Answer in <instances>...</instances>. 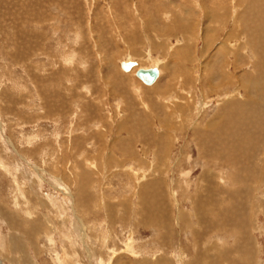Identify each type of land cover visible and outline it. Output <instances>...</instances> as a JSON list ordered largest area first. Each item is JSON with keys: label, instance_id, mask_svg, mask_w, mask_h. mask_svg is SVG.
I'll return each instance as SVG.
<instances>
[{"label": "rangeland", "instance_id": "obj_1", "mask_svg": "<svg viewBox=\"0 0 264 264\" xmlns=\"http://www.w3.org/2000/svg\"><path fill=\"white\" fill-rule=\"evenodd\" d=\"M261 78L264 0H0V264H264Z\"/></svg>", "mask_w": 264, "mask_h": 264}, {"label": "bare ground", "instance_id": "obj_2", "mask_svg": "<svg viewBox=\"0 0 264 264\" xmlns=\"http://www.w3.org/2000/svg\"><path fill=\"white\" fill-rule=\"evenodd\" d=\"M221 1V0H220ZM225 1V0H224ZM232 2V1H231ZM230 2V3H231ZM220 6V5H219ZM224 6V5H223ZM225 7V6H224ZM231 7V6H230ZM233 8H235V2L233 3V6H232ZM233 10V9H232ZM262 10V9H261ZM231 12V11H230ZM234 13V12H233ZM238 13V12H237ZM232 15V14H231ZM234 15V14H233ZM236 16H237V14H235ZM234 15V16H235ZM258 15V14H257ZM235 22V21H234ZM237 23H238V21H237ZM238 26V25H237ZM229 40V39H228ZM230 46H232V45H230ZM229 46V47H230ZM261 46V45H260ZM228 47V48H229ZM231 48H233V47H231ZM239 49V48H238ZM241 49V48H240ZM242 49H243V47H242ZM189 53V52H188ZM238 53V52H237ZM254 53V52H253ZM238 55V54H237ZM234 57V56H233ZM256 58V57H255ZM72 59V58H71ZM232 59V58H231ZM258 59V58H257ZM121 61H133L134 62V65L132 66V67H130L129 69H123L122 67H121ZM192 61V60H191ZM255 61V60H254ZM258 63V62H257ZM119 66L121 67V69L123 70V71H129V70H133V72H134V74L136 75V72H137V70H139L140 68H150V67H156L157 68V70H158V75H157V77H156V79L152 82V83H145L144 81H142L139 77V79L141 80V82H143L145 85H152V84H154V82H156L157 81V79L160 77V75H161V73H162V67L160 68L159 67V61H155V64H153V65H151V66H149V67H141V66H138V62H137V60H135V59H131V58H129V59H123V60H120L119 61ZM184 67V66H183ZM256 67V66H255ZM84 68V67H83ZM134 69H135V71H134ZM253 70H254V68H252ZM257 71V70H256ZM259 71V70H258ZM253 72V71H252ZM255 72V71H254ZM261 73V72H260ZM213 76V75H212ZM137 77V76H136ZM246 77V76H245ZM253 77H255L254 75H253ZM211 78V77H210ZM224 78V77H223ZM258 77L256 76V79H257ZM227 79V78H226ZM254 79V78H253ZM247 80V79H246ZM246 80H245V82H246ZM252 80V79H251ZM258 80V79H257ZM256 80V81H257ZM261 80H262V86L264 87V78H261ZM248 82V81H247ZM258 82V81H257ZM249 83V82H248ZM250 85V84H249ZM245 86V85H244ZM256 87V86H255ZM249 90H250V87H249ZM262 90V89H261ZM175 93V92H174ZM243 97V96H242ZM240 98V97H239ZM241 100V99H240ZM259 100V99H258ZM257 100V101H258ZM231 102V101H230ZM239 102V101H238ZM235 103V102H234ZM248 103V102H247ZM231 105H233V104H231ZM230 105V106H231ZM41 109V108H40ZM43 109V108H42ZM233 109V108H232ZM244 110V109H243ZM61 112V111H60ZM245 112V111H244ZM46 113V112H45ZM225 113V112H224ZM233 113V112H232ZM229 115V114H228ZM230 116H232V115H230ZM225 117V116H224ZM40 118V117H39ZM210 121V120H209ZM224 122V121H223ZM219 123V122H218ZM223 124V123H222ZM219 125V124H218ZM225 125V124H224ZM225 128V127H224ZM223 128V129H224ZM219 129H220V127H219ZM219 129H217L216 131H219ZM221 130V129H220ZM225 130H226V128H225ZM53 131V130H52ZM262 132V131H261ZM38 133V132H37ZM36 133V131L34 130V129H32V131L31 132H29L27 135H24V138H25V140H26V143L27 144H33L34 143V141H36L37 140V137L39 136L38 134ZM217 134V133H216ZM55 135H56V137H57V135H58V133H56L55 132ZM220 135V134H219ZM43 136V135H42ZM221 136V135H220ZM199 137V136H198ZM215 137H217V136H215ZM214 137V138H215ZM219 137V136H218ZM200 138V137H199ZM176 139V138H175ZM198 139V138H197ZM223 139V138H222ZM199 140V139H198ZM224 140V139H223ZM237 141V140H236ZM218 142V141H217ZM222 142V141H221ZM231 142V141H230ZM226 143V142H225ZM233 143V142H232ZM171 144V143H170ZM218 144V143H217ZM224 144V143H223ZM244 144V143H243ZM41 145V144H40ZM226 145V144H225ZM231 145V144H230ZM233 145V144H232ZM218 146H220L219 144H218ZM232 147V146H231ZM252 147V146H251ZM40 148V147H39ZM214 148H216V147H214ZM227 148V147H226ZM241 148V147H240ZM236 149V148H235ZM248 149V148H247ZM218 150V149H217ZM225 150V149H224ZM218 153V152H217ZM217 153H215V154H217ZM42 156V155H41ZM215 156V155H214ZM1 157V156H0ZM27 159V158H26ZM257 161V160H256ZM16 164V163H15ZM7 166V165H6ZM54 166V165H53ZM233 166V165H232ZM2 167H3V165H2ZM14 167H16V166H14ZM55 167V166H54ZM52 169V168H51ZM37 170V169H36ZM17 171V170H16ZM52 171H53V169H52ZM235 171V170H234ZM8 172H10V171H8ZM211 181V180H210ZM58 185V184H57ZM201 185V184H200ZM210 185V184H209ZM221 185V184H220ZM59 186V185H58ZM201 187V186H200ZM66 189V188H65ZM21 190V189H20ZM199 190V189H198ZM19 191V190H18ZM221 191V190H220ZM184 192V191H183ZM66 193H67V191H66ZM20 194H24L23 193V191H20ZM49 196V195H48ZM192 196V195H191ZM197 196V195H196ZM218 199H219V195H218ZM73 200V199H72ZM194 200V199H193ZM223 200V199H222ZM52 201V200H51ZM221 201V200H220ZM172 203V202H171ZM221 203V202H220ZM53 204V203H52ZM62 205V204H61ZM222 205V204H221ZM74 206V205H73ZM71 208V207H70ZM69 209V208H68ZM73 209H74V207H73ZM86 209V208H85ZM72 210V209H71ZM172 210V209H171ZM197 211V210H196ZM74 214V213H73ZM148 214V213H147ZM249 214V213H248ZM198 219V218H197ZM73 220V219H72ZM75 220V219H74ZM183 220V219H182ZM228 220V219H227ZM48 223H50V222H48ZM52 223H50V226H53V224L51 225ZM89 224V223H88ZM87 224V225H88ZM86 225V222H81V223H79L78 221H76V225H75V223H74V225H71L70 227H67V232H65V234H66V239H68L69 240V242H68V244H69V246H71V248H72V246L74 245V244H83V245H85V242H87V239H89V240H96L97 238H98V236L101 234V229H99L97 232H96V234L97 235H91V231L92 230H94L95 231V229H96V227H94V226H92L91 227V225L89 226H87ZM93 225V224H92ZM49 226V227H50ZM98 226H100V228H101V223L98 225ZM191 230V229H190ZM192 231V230H191ZM190 231V232H191ZM103 232V231H102ZM58 234V233H57ZM64 234V235H65ZM103 234H105V233H103ZM107 235V234H106ZM193 236V235H192ZM61 238H62V236H61ZM105 238H106V236H105ZM47 239H48V242H49V246H50V248H49V250H51L52 251V253H54V254H52L53 256H51V258H52V261H53V263L54 264H82V262L81 261H79L77 258H74V256H76L75 255V253H73L72 255L70 254V253H68V252H66V250L65 249H63V255H61L59 252H58V250L56 249V247H55V240L53 239V237H51V236H47ZM8 240V239H7ZM20 241V240H19ZM104 241V240H103ZM134 244H135V242H134V240L133 239H131V237L130 238H128V240H126V241H124V245H125V249L128 251V250H131L132 251V255H135V256H137L138 255V253H140L141 252V250H140V252H139V250L137 249V248H135L134 247ZM85 249L87 248V247H84ZM62 249V248H61ZM157 250H159V249H157ZM161 250V249H160ZM72 251H74V250H72ZM86 251H87V249H86ZM88 252V251H87ZM171 252H173V251H171ZM178 253V252H177ZM202 253V252H201ZM80 255H81V253H79ZM183 255V254H182ZM72 257V259L71 260H74V261H71V262H68V259L70 258V257ZM175 258H173V257H170L169 258V260H166L165 262L163 261L164 259L162 258V259H158V258H155L154 260H151V263L150 264H169V262L171 263V264H183V258H182V256H181V254L180 253H178V255H176L175 253H174V255H173ZM160 257V256H159ZM193 257V256H192ZM91 258V254H90V252H88L87 253V259H90ZM127 259V258H126ZM146 259H148V257H144L143 259H142V261H144V260H146ZM150 259V258H149ZM70 260V259H69ZM118 260V259H117ZM121 260V259H120ZM109 261V260H108ZM123 261V260H122ZM175 261V262H174ZM189 261H190V259H189ZM221 261V260H220ZM105 263H107V261H105V260H102L101 258H99V260L97 261V264H105ZM147 262L145 261V263L143 262V264H146ZM207 263V262H206ZM137 264V263H136ZM140 264V263H139ZM149 264V263H148Z\"/></svg>", "mask_w": 264, "mask_h": 264}, {"label": "water", "instance_id": "obj_3", "mask_svg": "<svg viewBox=\"0 0 264 264\" xmlns=\"http://www.w3.org/2000/svg\"><path fill=\"white\" fill-rule=\"evenodd\" d=\"M134 65L133 61H121V67L123 69H129ZM158 75V70L156 67L150 68H140L136 72V76L139 77L145 83H152Z\"/></svg>", "mask_w": 264, "mask_h": 264}]
</instances>
